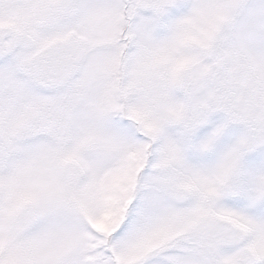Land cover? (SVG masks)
Returning <instances> with one entry per match:
<instances>
[{
    "label": "snow or ice",
    "instance_id": "obj_1",
    "mask_svg": "<svg viewBox=\"0 0 264 264\" xmlns=\"http://www.w3.org/2000/svg\"><path fill=\"white\" fill-rule=\"evenodd\" d=\"M0 264H264V0H0Z\"/></svg>",
    "mask_w": 264,
    "mask_h": 264
}]
</instances>
